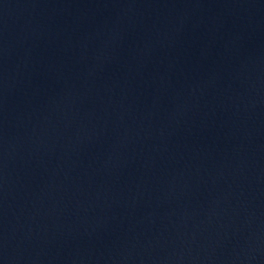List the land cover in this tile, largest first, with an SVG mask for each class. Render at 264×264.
<instances>
[{
	"label": "water",
	"instance_id": "1",
	"mask_svg": "<svg viewBox=\"0 0 264 264\" xmlns=\"http://www.w3.org/2000/svg\"><path fill=\"white\" fill-rule=\"evenodd\" d=\"M0 264H264V0H0Z\"/></svg>",
	"mask_w": 264,
	"mask_h": 264
}]
</instances>
